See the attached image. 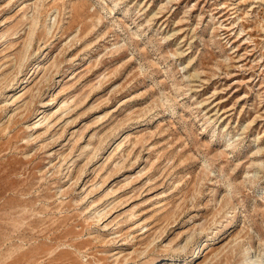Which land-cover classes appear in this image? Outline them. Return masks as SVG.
<instances>
[{
    "label": "rangeland",
    "instance_id": "obj_1",
    "mask_svg": "<svg viewBox=\"0 0 264 264\" xmlns=\"http://www.w3.org/2000/svg\"><path fill=\"white\" fill-rule=\"evenodd\" d=\"M0 264H264V0H0Z\"/></svg>",
    "mask_w": 264,
    "mask_h": 264
}]
</instances>
